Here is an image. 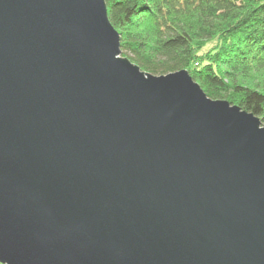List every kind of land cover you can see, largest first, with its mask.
Returning <instances> with one entry per match:
<instances>
[{"label": "water", "instance_id": "obj_1", "mask_svg": "<svg viewBox=\"0 0 264 264\" xmlns=\"http://www.w3.org/2000/svg\"><path fill=\"white\" fill-rule=\"evenodd\" d=\"M105 0H0V264H264V127L122 58Z\"/></svg>", "mask_w": 264, "mask_h": 264}, {"label": "trees", "instance_id": "obj_2", "mask_svg": "<svg viewBox=\"0 0 264 264\" xmlns=\"http://www.w3.org/2000/svg\"><path fill=\"white\" fill-rule=\"evenodd\" d=\"M105 2L123 54L145 74L188 71L209 98L264 125V0ZM211 43L212 52L200 55ZM227 90L232 97L222 96Z\"/></svg>", "mask_w": 264, "mask_h": 264}, {"label": "rangeland", "instance_id": "obj_3", "mask_svg": "<svg viewBox=\"0 0 264 264\" xmlns=\"http://www.w3.org/2000/svg\"><path fill=\"white\" fill-rule=\"evenodd\" d=\"M215 47V43H211V44H209V45H207L204 49H202V50H200L199 51V54L200 55H202V56H205L206 54H208L209 52L211 53L212 52V50H213V48ZM122 58L123 59H128L130 62H131V59L130 58H128L127 56H125L124 54H123V52H122ZM134 64V63H133ZM135 65V64H134ZM198 65V64H197ZM196 65V66H197ZM137 66V65H136ZM202 66V65H201ZM143 72V71H142ZM188 72V71H187ZM145 73V72H144ZM189 73V72H188ZM190 74V73H189ZM191 76V75H190ZM198 84V83H197ZM202 88V87H201ZM203 89V88H202ZM204 91V90H203ZM230 90H227V92H225V93H223L222 94V96L223 97H226V96H228V95H230V97H232V94H231V92H229ZM205 92V91H204ZM206 93V92H205ZM207 94V93H206ZM208 96V95H207ZM211 99V98H210ZM237 100H240V98L239 97H237L236 98ZM213 100V99H212ZM214 101H216V100H214ZM227 102V101H226ZM229 103V102H228ZM262 126L264 127V125H263V123H262Z\"/></svg>", "mask_w": 264, "mask_h": 264}]
</instances>
